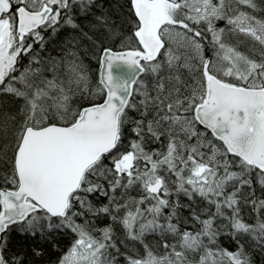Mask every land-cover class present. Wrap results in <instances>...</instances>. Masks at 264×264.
I'll use <instances>...</instances> for the list:
<instances>
[{
	"label": "snow or ice",
	"instance_id": "obj_1",
	"mask_svg": "<svg viewBox=\"0 0 264 264\" xmlns=\"http://www.w3.org/2000/svg\"><path fill=\"white\" fill-rule=\"evenodd\" d=\"M0 264H264V0H0Z\"/></svg>",
	"mask_w": 264,
	"mask_h": 264
}]
</instances>
